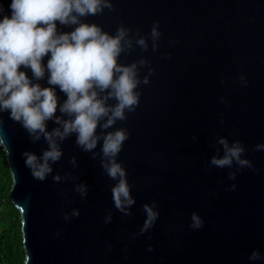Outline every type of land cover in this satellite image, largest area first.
<instances>
[{"label":"water","instance_id":"95a60500","mask_svg":"<svg viewBox=\"0 0 264 264\" xmlns=\"http://www.w3.org/2000/svg\"><path fill=\"white\" fill-rule=\"evenodd\" d=\"M10 2L0 0L7 12ZM112 3L114 10L86 22L112 33L121 24L131 28L134 47L119 62L147 61L139 66L141 80H149L138 89L139 106L115 125L130 133L119 159L136 203L128 216L114 207V182L100 156L82 151L74 135L62 142L53 173L34 179L22 153L40 154L46 142L33 143L18 122L0 114V141L13 175L9 197L22 214L26 264H264L249 260L254 250L264 257V151L256 149L264 143V0ZM154 22L161 33L155 51ZM139 36L148 37L147 51L135 46ZM57 94L63 102L64 94ZM56 126L48 122L49 130ZM219 137L240 140L254 167L229 180L235 167L211 166ZM82 183L86 197L75 190ZM152 201L159 218L139 235L143 205ZM193 212L204 220L199 230L190 227Z\"/></svg>","mask_w":264,"mask_h":264},{"label":"clouds","instance_id":"9594fccd","mask_svg":"<svg viewBox=\"0 0 264 264\" xmlns=\"http://www.w3.org/2000/svg\"><path fill=\"white\" fill-rule=\"evenodd\" d=\"M8 9L10 12L0 3V114L7 113L18 122L33 143L43 139L47 144L40 154L23 152L25 166L34 179L44 181L63 156L62 142L74 135L82 151L91 152L94 159L100 156L104 174L114 182V207L125 216L131 215L136 201L127 169L119 159L130 133L115 125L136 111L141 96L138 89L141 83H149L148 77L141 80L139 74V66L146 65V60L119 62L122 54L134 47L131 28L121 24L112 33L86 22L87 17L101 15L105 9L114 10L112 0H11ZM158 29L159 23L154 22L150 33L154 51L161 35ZM147 41L148 37L139 36L135 46L147 51ZM58 92L64 94L63 102ZM48 122L57 126L49 130ZM3 126L0 118V129ZM217 143L220 148L210 164L220 169L235 167L236 171L228 174L229 180H235L238 171L254 167L240 140L219 137ZM98 145L99 153L94 151ZM256 149L264 151V143ZM71 163L76 166L75 157ZM61 179L59 174L54 176L57 182ZM236 187L232 184L231 190ZM75 190L81 197L87 196L86 184L77 185ZM143 211L146 219L139 235L153 228L159 218L156 201L145 203ZM72 215L79 212L73 210ZM111 219L109 214L105 223ZM203 226V218L193 212L190 227L199 230ZM148 250L152 251L151 246ZM260 259L264 257L258 250L249 256L253 262Z\"/></svg>","mask_w":264,"mask_h":264},{"label":"trees","instance_id":"16d2710c","mask_svg":"<svg viewBox=\"0 0 264 264\" xmlns=\"http://www.w3.org/2000/svg\"><path fill=\"white\" fill-rule=\"evenodd\" d=\"M13 175L0 141V264H26L21 211L9 197Z\"/></svg>","mask_w":264,"mask_h":264}]
</instances>
